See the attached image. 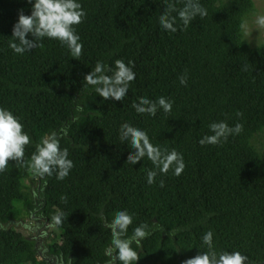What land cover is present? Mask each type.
I'll use <instances>...</instances> for the list:
<instances>
[{"label": "trees", "instance_id": "16d2710c", "mask_svg": "<svg viewBox=\"0 0 264 264\" xmlns=\"http://www.w3.org/2000/svg\"><path fill=\"white\" fill-rule=\"evenodd\" d=\"M80 2L86 17L76 26L83 44L77 58L47 38L29 53H13L8 44L18 10L28 15L31 5L0 0V106L20 117L32 139L26 160L43 136L56 133L73 161L58 181L10 160L0 173V225L36 207H46L52 224V214L62 210L48 252L67 264H108L106 224L127 209L133 214L128 235L141 223L150 232L140 248L132 245L137 264H183L207 250L200 238L208 230L217 249L238 250L249 264H264V157L252 143L264 131V43L248 46L239 27L252 14L253 0H200L207 16L175 33L159 25L164 0ZM117 59L133 62L136 79L123 101H104L84 76L97 61L111 68ZM182 74L186 85L179 83ZM142 96L171 98V112L138 114L132 104ZM221 120L242 123V132L222 144L200 145L211 134L208 125ZM123 122L146 130L153 144L175 148L183 172L169 170L147 184L153 165L146 157L135 165L127 161L133 150L119 138ZM27 181L38 183L37 199ZM112 259L120 264L114 251ZM0 264L47 263L33 241L15 240L0 228Z\"/></svg>", "mask_w": 264, "mask_h": 264}, {"label": "clouds", "instance_id": "9594fccd", "mask_svg": "<svg viewBox=\"0 0 264 264\" xmlns=\"http://www.w3.org/2000/svg\"><path fill=\"white\" fill-rule=\"evenodd\" d=\"M182 3L177 8L176 3ZM31 5L30 14L25 15L23 9L18 10V19L12 26V34L8 47L15 54L23 55L32 49L42 46L44 38L56 40L66 46L73 57H80L83 44L77 27L86 17V12L80 0H26ZM165 9L160 13L158 22L160 27L170 33L183 31L189 27L197 17L203 19L207 16V9L200 0H164ZM175 13V15H173ZM254 24L257 29L264 28V14H254ZM244 35L249 32V22L244 20L239 25ZM31 38H28V37ZM133 62L127 64L122 59L114 61V67L97 61L95 66L84 76L87 85L98 93L99 97L106 100L123 101L131 83L136 79L133 71ZM111 72V75L108 73ZM181 85L187 84V75L179 77ZM174 101L171 98L159 96L150 99L147 96L138 98L132 107L140 115L156 116L158 110L170 113ZM209 132L199 139L200 145H218L226 142L230 136L239 135L243 125L236 122L229 125L226 121H214L208 125ZM121 141L130 142L133 151L128 155L127 161L132 165L145 157L151 161L153 167L146 170V183L152 185L158 175H164L171 170V174L179 176L184 168L183 155L175 148L169 150L151 142L146 130L123 122L119 126ZM32 143V139L25 129L24 124L9 108L0 106V173L9 167V161H14L17 166L27 165L32 174L41 178L55 176L56 180H64L73 168V161L68 158V149L61 148L56 133L46 134L36 144L35 151L30 158L25 159V147ZM46 183V180H45ZM159 186L163 187L161 179ZM66 200V197H61ZM64 212L57 209L51 216L54 226L63 222ZM133 224V214L127 209L115 213L110 223L106 224L111 231L110 251L115 252L120 264H137L138 251L132 247L133 243L138 248L141 241L150 235L143 223L132 228L128 235L129 226ZM201 244L206 251H200L192 258L186 259L183 264H249V257L238 250L217 249L214 246V234L208 230L201 236Z\"/></svg>", "mask_w": 264, "mask_h": 264}, {"label": "rangeland", "instance_id": "374dc122", "mask_svg": "<svg viewBox=\"0 0 264 264\" xmlns=\"http://www.w3.org/2000/svg\"><path fill=\"white\" fill-rule=\"evenodd\" d=\"M253 3L254 10L252 14L244 19L249 22V32L247 35L243 34V39L250 47L259 46L264 43V28L257 29L254 24V14H264V0H253ZM86 110L87 106H84L81 113L83 114ZM252 143L264 157V131L256 135ZM26 184L29 185L28 191L31 196L37 199L36 191L38 183L27 181ZM45 212L46 207H36L34 211L21 212L14 220L9 221L5 225H0V228L9 229L12 238L15 240L24 237L33 241L37 256L47 264H67L61 258L48 252V245L55 236L56 231L54 226L45 218ZM112 253L113 251H109L111 261L108 264L113 263Z\"/></svg>", "mask_w": 264, "mask_h": 264}]
</instances>
